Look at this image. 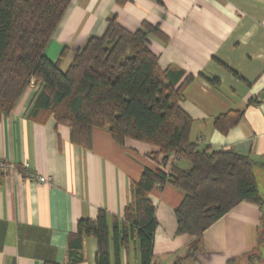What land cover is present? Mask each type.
<instances>
[{
	"label": "crops",
	"instance_id": "crops-1",
	"mask_svg": "<svg viewBox=\"0 0 264 264\" xmlns=\"http://www.w3.org/2000/svg\"><path fill=\"white\" fill-rule=\"evenodd\" d=\"M73 0L46 49L68 71L76 51L101 37L115 19L128 32L157 26L151 50L162 71L186 88L180 106L192 119L190 141L203 150L232 151L250 157L264 202V0ZM68 48V54L62 53ZM40 87L27 88L10 114H0V158L18 166L29 162L50 178L38 185L18 171L0 172V264H96L98 242L78 235L82 220L107 214L111 264H142L139 240L125 222L131 189L146 167L170 170L158 148L128 140L118 145L108 130L94 129L92 147L73 143L71 129L54 118H32ZM241 116L227 132L216 127ZM156 231L152 264H243L259 253L264 205L248 202L208 228L201 247L178 234L176 210L183 194L170 185L153 190ZM127 229L114 239L113 226ZM125 225V226H124Z\"/></svg>",
	"mask_w": 264,
	"mask_h": 264
},
{
	"label": "trees",
	"instance_id": "trees-1",
	"mask_svg": "<svg viewBox=\"0 0 264 264\" xmlns=\"http://www.w3.org/2000/svg\"><path fill=\"white\" fill-rule=\"evenodd\" d=\"M72 1L0 0V114H10L35 82L40 90L30 117H53L58 126L71 129L74 144L91 149L93 130L106 129L120 146L133 140L158 148L155 155L164 167L171 156L190 164L189 169L175 163L170 170L146 167L132 186L125 222L139 240L142 264H152L157 224L150 195L157 188L170 185L183 194L176 210L178 234L194 237L198 247L204 232L238 204L263 206L250 157L191 143L193 121L180 104L192 78L179 86L178 78L161 70L150 41L151 34H160L159 27L144 24L131 33L112 19L103 36L89 38L75 52L67 72L47 58L46 49ZM67 54L66 47L62 56ZM227 116L216 121L222 132L241 117L227 126ZM113 233L125 241L128 231L120 232L116 222ZM78 235L80 241L84 236L97 240L96 264H111L105 212L95 221H80ZM251 257L260 259L258 253Z\"/></svg>",
	"mask_w": 264,
	"mask_h": 264
},
{
	"label": "built area",
	"instance_id": "built-area-1",
	"mask_svg": "<svg viewBox=\"0 0 264 264\" xmlns=\"http://www.w3.org/2000/svg\"><path fill=\"white\" fill-rule=\"evenodd\" d=\"M22 174V176L31 183L38 185H46L50 183V178L38 174L32 168V165L29 162H24L21 165H17L14 162H8L0 158V172L8 174L11 172H16Z\"/></svg>",
	"mask_w": 264,
	"mask_h": 264
},
{
	"label": "rangeland",
	"instance_id": "rangeland-1",
	"mask_svg": "<svg viewBox=\"0 0 264 264\" xmlns=\"http://www.w3.org/2000/svg\"><path fill=\"white\" fill-rule=\"evenodd\" d=\"M264 238V235H263ZM260 259H256L255 257H251L249 259H246L243 261V264H264V239L262 240L261 243V249L258 253Z\"/></svg>",
	"mask_w": 264,
	"mask_h": 264
},
{
	"label": "water",
	"instance_id": "water-1",
	"mask_svg": "<svg viewBox=\"0 0 264 264\" xmlns=\"http://www.w3.org/2000/svg\"><path fill=\"white\" fill-rule=\"evenodd\" d=\"M216 209H219V206L216 207ZM212 210V208H209L208 211Z\"/></svg>",
	"mask_w": 264,
	"mask_h": 264
}]
</instances>
